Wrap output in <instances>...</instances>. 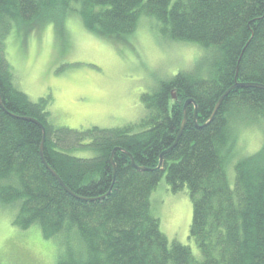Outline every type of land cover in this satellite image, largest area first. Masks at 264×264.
Wrapping results in <instances>:
<instances>
[{
	"label": "trees",
	"instance_id": "1",
	"mask_svg": "<svg viewBox=\"0 0 264 264\" xmlns=\"http://www.w3.org/2000/svg\"><path fill=\"white\" fill-rule=\"evenodd\" d=\"M71 13L107 38L132 33L150 15L169 40L195 43L203 54L141 94L145 115L134 126H55L50 97L33 101L14 83L4 40L18 22ZM236 82L264 85V0H0V204L15 209L18 228L37 224L43 238H59L55 264H264V140L237 159L232 187L225 172L235 129L264 123V89L232 88L202 125ZM188 98L196 115L189 104L181 135L156 168ZM26 117L45 129L42 156L43 132ZM163 176L171 191L188 189L189 238L200 259L169 242L152 213Z\"/></svg>",
	"mask_w": 264,
	"mask_h": 264
},
{
	"label": "rangeland",
	"instance_id": "2",
	"mask_svg": "<svg viewBox=\"0 0 264 264\" xmlns=\"http://www.w3.org/2000/svg\"><path fill=\"white\" fill-rule=\"evenodd\" d=\"M4 53L21 91L33 101L50 97L53 125L86 129L138 124L145 115L141 94L152 93L159 81L179 70H189L203 51L195 43L169 40L150 15H140L132 33L107 38L71 13L55 21L18 22L4 40ZM234 134L232 157L225 164L231 187L237 159L261 147L264 123H243ZM151 210L168 241L189 246L200 259L189 238L192 203L187 187L173 192L163 176L152 191ZM14 214L12 206L0 204V264H55L59 238H43L37 224L18 228Z\"/></svg>",
	"mask_w": 264,
	"mask_h": 264
},
{
	"label": "water",
	"instance_id": "3",
	"mask_svg": "<svg viewBox=\"0 0 264 264\" xmlns=\"http://www.w3.org/2000/svg\"><path fill=\"white\" fill-rule=\"evenodd\" d=\"M235 87H256V88H261V89H264V85L263 84H260V83H253V82H244V83H234L231 87H229L225 92L224 94L220 97V99L218 100V102L216 103L215 107H214V111L210 117V119L213 117L214 113L216 112L220 102L222 101L223 97L232 89V88H235ZM172 97L174 98L175 95L172 94ZM189 104H193L194 107H195V102L193 99L191 98H188L185 100V102L183 103V119H182V124H181V127H180V130H179V133L174 141V143L168 148L166 149L165 151H163L161 154H160V157H159V163H158V166L156 168H159L160 165L162 164V157L164 155V153L168 152L173 146H175L179 136L181 135V132H182V129H183V126H184V122H185V117H186V112H185V109L186 107L189 105ZM195 110H196V107H195ZM194 110V111H195ZM26 119L30 120V121H33L34 123H36L42 130L43 132V138H42V142H41V147H40V153H41V156H42V148H43V144H44V139H45V129L43 127V125L38 121L36 120L35 118H30V117H26ZM118 149V148H117ZM115 150V149H114ZM110 160L112 161V156L110 157ZM130 160H131V164L138 170H144L145 168L144 167H139L137 166L135 163H134V160L133 158L130 156ZM42 161L44 163V165L46 166V168L57 178V180L61 183V185H63L62 181L60 180V178L56 175V173L46 164V162L44 161L43 157H42ZM64 186V185H63ZM66 189V187H64Z\"/></svg>",
	"mask_w": 264,
	"mask_h": 264
},
{
	"label": "bare ground",
	"instance_id": "4",
	"mask_svg": "<svg viewBox=\"0 0 264 264\" xmlns=\"http://www.w3.org/2000/svg\"><path fill=\"white\" fill-rule=\"evenodd\" d=\"M195 107H196V105H195ZM195 107H194V110H195ZM185 112H186V109H185ZM193 115L195 116L196 115V110L195 111H193ZM186 118V117H185ZM212 119V118H211ZM211 119H208L207 121H205V123H203L202 125L204 126V125H206ZM195 120V119H194ZM197 124V123H196Z\"/></svg>",
	"mask_w": 264,
	"mask_h": 264
}]
</instances>
